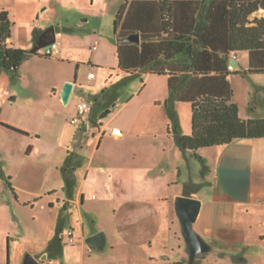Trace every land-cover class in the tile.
<instances>
[{"label": "rangeland", "instance_id": "374dc122", "mask_svg": "<svg viewBox=\"0 0 264 264\" xmlns=\"http://www.w3.org/2000/svg\"><path fill=\"white\" fill-rule=\"evenodd\" d=\"M19 1L24 4L43 3L36 8L39 20L35 23L44 30L55 27L58 32L62 31V34L67 35L69 40L64 43V48L67 50L68 60L25 61L17 76L14 72H8L10 77L3 83V93L18 95L16 106H25L28 103L29 90H35L42 96V91H52L59 85V72L64 77L73 75V79L79 72L78 90L96 95L97 88L94 85L101 81L103 68L118 65L117 38L114 34L116 16L126 1L133 0ZM64 28L71 32H64ZM71 36H76V39ZM96 41L100 42L98 50L92 47ZM75 59L86 62L77 69L78 63ZM90 60L93 66H89ZM95 66L100 68L95 69ZM90 73H94L95 80L90 79ZM38 74L44 76L43 84L38 80ZM143 78H146L144 74L114 75L100 88L98 98L80 96V104L86 102L92 105L94 118L98 123L106 122L111 111L115 114L124 107L112 126H128L126 129L129 128L130 135L120 141H114L107 136L104 141L105 155H102L101 149L86 185V205L80 207L71 204L70 212L65 214L66 222L62 225L57 211L64 212V208L59 207L54 211L49 207L48 193L53 190H47L52 187L63 193L58 183L50 182L52 176L47 164L51 162L49 153H52L57 142L42 143L38 152H32L28 138L17 134L10 138L0 136V202L5 206L3 211L0 210V216L5 218L10 215L12 219L20 221L26 237L22 240L19 258H13L15 264H24L27 256L37 260L47 256L43 264H170L179 261L187 253L175 210L176 197L186 187L191 186V182H206L200 161L192 152L184 154L175 141L178 132L187 136L192 134V105L190 102L171 100L166 81L161 78L152 79L155 81L149 84L146 91L142 95L138 93L134 101L127 105V101L141 87ZM232 83L235 90L234 102L241 105L244 113H249L251 110L246 102L249 81L233 77ZM153 91L158 94L154 97L160 99L157 107V102H147L152 99L148 93ZM144 100L149 106H135ZM254 104H259L264 111V100L260 95L252 99L251 105ZM128 119L130 122H123ZM79 127L70 119L68 135L62 147L69 146L81 153L80 147L86 145V142L80 141L75 145L71 138ZM89 135L92 136L91 133ZM65 149L62 148L60 152L62 157L66 154ZM213 150L215 148L202 149L199 154L206 160V156ZM46 152L48 154L45 156ZM86 162L83 155L81 163L85 165ZM84 177L85 172L82 170L80 178L83 180ZM8 184L18 185L21 190L15 192L23 204H16V196ZM207 186L199 191L203 193ZM75 193V186H72L66 190L65 196L74 198ZM10 200L15 210L7 206ZM28 202L32 204H25ZM236 210L233 213L246 217L244 212ZM218 213L223 216L224 212ZM261 216L264 217V211ZM75 218H79V224L73 221ZM158 221H161L159 230ZM71 224L76 228L75 244L62 239V232L68 238ZM158 231L156 238H151L153 243L150 246L146 235ZM99 233L105 234V248L90 249L87 239ZM203 239L212 246V251L204 255L209 263L233 262L236 254L227 250L228 254L222 255L219 245L212 244V240ZM8 243L6 240V259L9 258ZM46 248L47 252L43 253L42 249L45 251ZM238 254L243 253L241 251Z\"/></svg>", "mask_w": 264, "mask_h": 264}, {"label": "crops", "instance_id": "0c3cea01", "mask_svg": "<svg viewBox=\"0 0 264 264\" xmlns=\"http://www.w3.org/2000/svg\"><path fill=\"white\" fill-rule=\"evenodd\" d=\"M134 1L160 2L164 0H133L126 1L125 4L130 5ZM169 1H187V3L181 4L180 8L189 9V7H192L189 6V1L200 0ZM42 5L43 3L41 2L24 4L19 0H0V13L6 12L8 14V19L12 23L11 37L6 42L7 48H18L27 51H31L34 48L36 44L34 42V30H41L42 33L46 31L41 27V25L35 23L36 20H39V13L37 11L38 9L36 8H39ZM149 7L154 8L155 14L158 13L157 5L138 6V11L148 10ZM183 17L187 23H182V26L180 25V30L183 32L182 34H184L185 41L189 44V17ZM144 19L143 30L150 36L158 34L159 28L157 29L155 26L157 25L160 27V25H162L159 23V20L154 22L152 27H149L148 24H146V15L144 16ZM256 19H264L263 7H260L258 11L249 16V20L251 22L255 21ZM248 26H255V24L250 23ZM55 30L58 51L49 57L43 56L39 51V56L34 55L29 59H54L62 62H66L68 60L66 57L67 50L64 48V43H66L69 38L67 35L62 34V31L60 33L57 31V29ZM63 31L71 32L70 29L66 28H64ZM138 34L140 35V43L136 45L139 47L140 52H142L144 43L146 47L144 58L143 60L141 58V61L139 60V62L146 64V62H149L151 58L150 53L152 52V48L149 45L152 41L145 40L142 37L141 31H139ZM115 36L117 38V44L122 43L119 41L118 34H115ZM71 37L74 38V40L76 39V36ZM96 42L97 45L94 44L92 47H95L96 50H98L100 42ZM154 42L158 41L156 40ZM125 49L126 53L127 51L130 53L131 48H129L128 45ZM197 49L201 48L197 47ZM116 50L118 65L117 67L113 68H103L104 73L102 74L101 81L94 85L97 88L95 90L96 95L85 94L82 93L81 90H78L77 86L79 84V72L75 74L74 79L73 75L64 77L59 72L57 75V82L59 85H56L52 91L48 89H46L45 92L42 91V96H40L35 90H29V95L27 98L28 103H25V106H16L17 102L19 101L18 95L10 92L3 93L2 91L3 83L7 82L10 77L8 72H14L15 76H17L24 63L19 69H17V71H9L4 69L3 53L0 50V136L10 138L14 137L11 135L17 134L28 138L30 141L28 145L30 146V150L32 152H38L39 146L42 145V143L55 144V142H57V144L54 145V150L52 153H49V155L52 157L51 162H48L47 164L49 166L48 168H50L49 174L52 176V181L50 182L58 183V187L62 189L63 193L58 192L57 189H52V187L48 188L47 190H53L52 192L48 193L49 207L54 211H56V208L59 207L64 208V212L58 213L57 211V216H60L61 225L65 221V214L70 212L71 204H75L80 207L86 205V185L90 180L91 172L93 170V163L95 162L99 151L103 149L102 155H105L104 141H106L107 136L109 135L111 137L110 139L114 141H120L130 135L129 128L126 129L128 126H112V123L115 121L116 117L120 115V112H122L124 107L119 109L115 114L109 110L111 111L108 114L109 119L106 122L102 121L99 123L94 118V108H92L91 113L77 124L80 126L78 131L75 132L74 135H70L73 139V142H75V145H78L77 143L80 141L86 142V145H82L80 150L78 149L81 153L72 150L69 146L62 147L63 141L68 135L69 121L78 114L81 95H86L88 98H91V96L93 98H98L100 88H102L106 82L108 83V80H111L114 75L120 76L123 73L131 76H141L143 74L146 76V78L142 79V85L138 88L135 95H133L131 99L127 101V105L134 101L138 93L139 95H142L152 81L158 80L160 78L166 81L168 92L171 94L170 78H172L173 75H175L173 77L174 88H176V90L178 89V92L192 95L200 93L198 90H195V88H191V91H185L188 87V83H190L193 78L202 77V75H195L192 70L189 71V69L184 68L191 64V58H189L188 51L180 53L176 55V57L169 60H166L165 56H161L158 59H154L153 62L147 63L142 68H139L135 71H126L120 65L117 45ZM154 54L156 57V53ZM231 54H235L237 59L231 60ZM228 57V65L233 64L235 66V71L229 70L230 73L227 76V81L229 82L233 91L231 103L238 105L239 115L241 119L245 121L264 119V111L262 110L263 107L261 108L259 104L251 105L252 99H256L259 95L260 98L264 100V73L250 72L251 69H264V52H256L252 54L249 50H233L229 52ZM75 62L78 63L77 69H79L86 61L75 59ZM88 62L89 66H93L91 60ZM94 68L96 69L100 67L95 66ZM152 68H164L162 70H165L167 74L159 75L152 73ZM182 68L183 71H181ZM89 76H91L90 79H96L94 73H90ZM233 77H241L242 79L249 81L246 102L249 104L248 107L250 108L251 113H244L241 105L234 102L235 90L232 83ZM20 78L22 79V75H20ZM44 79L45 78L43 75L41 76L38 74V80L42 81L41 84L44 83ZM66 83L73 84V90L68 104H64L62 98L63 89ZM148 94L152 96V99L147 102L152 101L153 104L154 102H157L155 106L157 107L160 104V99L159 97L154 96L158 94L155 91ZM9 102H12V104L10 105ZM147 102L144 100L143 103L138 102L135 104V106H149V103ZM123 122H130V120L128 119L127 121ZM2 124H8L10 126L16 127L26 132L28 135H23L12 131L4 127ZM89 133H91V137ZM62 148H66V154L63 157L60 154ZM212 148H215V150L206 156V161L210 168V173L206 177L207 180L205 179V181L208 182V186L204 189L203 193L199 191L187 196L197 198L203 203L200 216L197 222L194 224V228L203 238L212 240V244L219 245L221 249L220 254L227 255L228 253L226 251L229 250L230 252H233V254L237 255L242 251L244 258L246 259L244 264H264V217L261 216L264 211V138L238 139L226 146L211 147L206 149ZM47 152L45 153V156L48 154ZM83 155H85L87 159L85 165L81 163ZM82 170L85 172V177L83 180L80 178V173ZM70 178L74 179L73 186H75L76 190L74 198H66L65 196L66 190H68L70 187L68 183ZM190 184L194 183L191 182ZM8 185L11 187V190L14 192L13 194L16 196V204H23L19 198V195L15 192L21 190L19 189L18 185ZM186 188L182 193H180V196H186ZM25 204L30 205L32 203L28 202ZM7 206L9 209L15 210V206L11 200L8 202ZM4 207L5 206L0 202L1 211L4 210ZM235 209H239V211L244 212L246 217L243 218L240 214L233 213L235 212ZM205 211L207 213H205ZM221 211L224 212L223 216L218 215V212ZM205 216L207 217L205 218ZM73 221L78 224L80 223L79 218H75ZM160 223L161 221H158V230L160 228ZM24 231L25 230L23 229L22 223L20 221L12 219L10 215L6 216L5 218L0 216V264H15L13 258L14 260H17L16 258H19L20 256V249L23 246L22 240L25 237ZM70 231L73 232V238L76 242V228L72 224ZM158 234L159 231L157 233L146 235L148 244L150 246H152L153 243L151 238H156ZM62 239L64 242L68 243L66 235L63 232ZM6 240L9 242V258L7 259L5 256ZM75 242L73 244H75ZM42 250L43 253L47 252V248L45 251L44 249ZM186 260H189L188 253L180 257V260L177 262ZM43 262L44 261H42V264ZM198 263L214 264L209 263L208 258L206 257H201ZM220 264L237 263L233 261L231 263Z\"/></svg>", "mask_w": 264, "mask_h": 264}, {"label": "trees", "instance_id": "16d2710c", "mask_svg": "<svg viewBox=\"0 0 264 264\" xmlns=\"http://www.w3.org/2000/svg\"><path fill=\"white\" fill-rule=\"evenodd\" d=\"M184 3L187 1H134L130 5L125 4L116 16L114 30L122 42L117 44V49L120 65L126 71H135L161 56L169 60L188 51L191 64L184 68L202 77L193 78L185 91L195 88L200 93L194 95L180 93L174 88L175 75L170 78V99L190 102L192 105V134L187 136L178 132L175 141L184 154L188 152L194 154L203 166V175L207 177L210 168L205 158L198 153L201 149L226 146L238 139L264 138V119L249 121L241 119L238 105L231 103L233 91L227 81L230 73L228 65L230 51L249 50L252 54L264 52V19H256L253 22L249 20L251 14L260 7L264 8V0L189 1V6L192 7L180 8ZM142 5H157L158 13L155 14L153 7L138 11V6ZM145 15L149 27L158 20L162 24L160 27L155 26L159 28L158 34L150 36L143 30ZM183 16L189 17V44L180 30V25L187 23ZM250 23H254L255 26H248ZM11 29L12 23L8 19V14L1 12L0 50L3 53V68L17 71L25 61L34 55L39 56V53L7 48L6 42L11 37ZM139 31L145 40L152 41L149 45L152 48L151 58L146 64L139 62L144 58L145 43L140 52L136 43L124 41ZM41 34V30H34L35 43ZM156 40L158 42H154ZM127 45L131 48L130 53L128 51L126 53ZM153 52L156 53V57ZM162 69L152 68L151 72L166 75L167 72ZM250 72L264 73V69H251ZM2 125L17 133L28 135L16 127ZM68 181L72 187L74 179L70 178ZM205 185H208V182L189 185L185 190L186 196L199 192ZM204 255L198 256L193 264H199V259ZM233 261L244 264L246 259L244 254H237L233 256ZM171 264H190V261Z\"/></svg>", "mask_w": 264, "mask_h": 264}, {"label": "water", "instance_id": "95a60500", "mask_svg": "<svg viewBox=\"0 0 264 264\" xmlns=\"http://www.w3.org/2000/svg\"><path fill=\"white\" fill-rule=\"evenodd\" d=\"M124 41L139 44L140 35L138 33L133 34ZM56 42V30L55 27H51L41 34L31 52L36 54L41 49L53 45ZM72 90L73 84L66 83L62 95L64 104H68ZM202 205V201L194 197L178 196L175 201V210L179 218L181 232L187 247L190 264H193L198 256L207 254L212 250L211 245H209L194 228V224L200 216ZM86 243L90 249L103 250L106 245L105 234H96L88 238ZM45 259H47V256H44L41 260H37L32 256H27L24 264H42V261Z\"/></svg>", "mask_w": 264, "mask_h": 264}, {"label": "built area", "instance_id": "2783aa9c", "mask_svg": "<svg viewBox=\"0 0 264 264\" xmlns=\"http://www.w3.org/2000/svg\"><path fill=\"white\" fill-rule=\"evenodd\" d=\"M57 51H58V44L55 43L53 45H50L48 47L41 49L40 53L43 56L49 57V56H52ZM230 58H231V60H236L237 56L235 54H231ZM229 70L235 71V66L233 64H229ZM92 108H93L92 105H90L86 102L81 103L78 107V114L76 117H74L72 119V123H74V124L80 123L86 116H88L91 113ZM67 240H68V243H70V244H73L75 242V240L73 238V232L72 231L69 232Z\"/></svg>", "mask_w": 264, "mask_h": 264}]
</instances>
